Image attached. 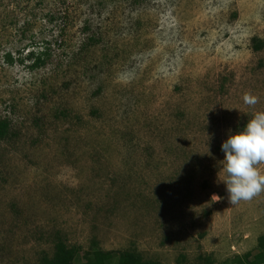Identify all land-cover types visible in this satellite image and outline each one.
Listing matches in <instances>:
<instances>
[{"label": "rangeland", "instance_id": "rangeland-1", "mask_svg": "<svg viewBox=\"0 0 264 264\" xmlns=\"http://www.w3.org/2000/svg\"><path fill=\"white\" fill-rule=\"evenodd\" d=\"M255 37L264 0H0V264L58 242L75 264L256 253L264 192L230 205L218 180L229 130L264 112Z\"/></svg>", "mask_w": 264, "mask_h": 264}, {"label": "clouds", "instance_id": "clouds-1", "mask_svg": "<svg viewBox=\"0 0 264 264\" xmlns=\"http://www.w3.org/2000/svg\"><path fill=\"white\" fill-rule=\"evenodd\" d=\"M245 103L254 105L257 99L245 96ZM224 153L222 176L230 205L249 201L264 192V112H256L240 130H229L221 144Z\"/></svg>", "mask_w": 264, "mask_h": 264}, {"label": "trees", "instance_id": "trees-1", "mask_svg": "<svg viewBox=\"0 0 264 264\" xmlns=\"http://www.w3.org/2000/svg\"><path fill=\"white\" fill-rule=\"evenodd\" d=\"M254 51L262 50L264 41L255 37L252 39ZM38 54L29 52L27 60L30 61V68L36 69L44 65V61ZM9 125L6 121L0 120V139L4 138L8 132ZM257 252H247L236 258V264H264V236L258 239ZM75 249L67 247L63 242L55 244L53 256L43 258L39 264H75ZM84 262L82 264H161L158 261L143 260L142 257L132 251H101L86 252L83 254ZM182 258V257H181ZM176 264H185L177 261Z\"/></svg>", "mask_w": 264, "mask_h": 264}]
</instances>
